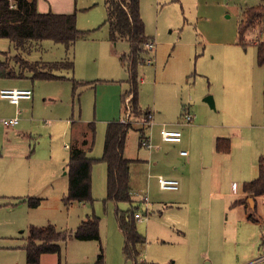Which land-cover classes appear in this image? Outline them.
Returning <instances> with one entry per match:
<instances>
[{"label":"rangeland","instance_id":"1","mask_svg":"<svg viewBox=\"0 0 264 264\" xmlns=\"http://www.w3.org/2000/svg\"><path fill=\"white\" fill-rule=\"evenodd\" d=\"M73 1L77 10V28L81 31H93L90 41L76 43L74 55L71 49L66 51L64 45L50 40L33 42L34 45L30 46L29 50L17 51L8 39L0 38V60L8 61L9 68L14 69L15 73L28 75L24 79L7 83L6 87L33 89L35 112L34 121L31 123L24 117L33 107L32 100L28 104H23L22 101L21 107H17L22 134L18 136L14 146L12 136L15 134L12 127L5 128L0 124V153L3 157L0 167L1 172H5V176L0 175V187L8 186L12 189V182L11 185L6 183L7 176L9 180H14L12 178L17 176L23 177L24 180V188L20 190L23 191L20 192L24 199L22 205L15 208L6 205L12 201L10 194L0 198V264H25L23 251L9 247L24 244L29 226L42 227L53 224L60 230L62 228L71 231L77 227L76 217H83L85 214L99 217V241H78L72 238L63 247L60 258L49 254L47 256L51 259L44 257V261L39 264H56L57 261L65 264L67 256L68 264H93L100 246L105 256L104 264L108 250V264H203L206 259L205 249L196 248L199 245L196 240L199 239L198 223L202 225L199 230L203 231V222L210 215L219 220L223 229H230V218L240 214L229 213L216 193L222 192L226 197V193L231 191L229 186L232 179L237 178L234 176V170L249 164V151L259 149L264 153V110L261 105L259 107V104H250L245 98L242 102V113L247 111L248 118L242 122L236 118V112H233L235 107L231 108L227 96L229 92L241 93L243 96L254 94L252 75L242 64L258 65L256 46H242L239 43L237 24L242 10L262 3L260 0H140L145 34L154 41L156 47L155 52L151 54L154 63H144L138 67V76L142 79L138 84V104L144 112L140 111L138 116L130 114L129 122L133 128L126 137L125 156L133 158L136 152L137 155L144 154L137 146L141 142L136 129L147 126L143 123L147 111L153 114V124L148 128L152 129L155 126L157 109L162 108L166 113H173L171 110L178 106L180 101L191 105L197 113L196 121L199 119L205 126L212 124L231 128L233 123L237 122L238 127L242 128V138L235 140L228 159L219 156L212 158H215V168L220 166L226 173L224 181L221 179L218 183L222 185L217 187L215 184V191L211 190L214 196L210 192L200 196L193 185H184L183 188L181 181L176 191L161 190L155 179L151 182V187L146 190L151 206L145 214V206L139 201V209L136 211L143 213L147 219L136 221V229L144 237V243L138 246L139 256L134 262L132 259H126L122 251L120 258H116V253L111 251L115 238L107 223L106 213L111 210L112 217L115 218L116 207L125 211L129 209V204H104L107 179V167L104 162L93 166L94 202L85 203V207L74 205L70 213L63 203L67 193V175H64L67 168L64 167L67 166L69 149L66 146L69 147L74 138L81 141L83 135L89 137L86 124L94 122L96 137L90 154L93 157L102 156L105 130L109 122L101 121L123 120L126 110L122 96L129 89L127 69L118 58H109L106 45H100L102 39L108 38L105 0ZM53 4L56 6L59 3L54 0ZM262 21L247 33L248 42L262 37L264 19ZM113 49L118 55H122L128 53L129 44L120 41L113 45ZM238 55L243 58L240 63L234 62ZM142 57L146 58L147 55L143 54ZM225 57L233 59V67L222 72L220 67ZM64 59L72 60L74 69L57 72L56 75L65 78L62 80L32 81V72L22 66V62H37L39 71H45L40 63H54ZM246 91L248 92L245 94ZM208 96L214 101V109L204 100ZM14 108L7 102L1 103L0 115L13 114ZM181 121L182 117H179V123ZM187 127L181 126V134L184 136L189 128ZM148 129L146 136L149 135ZM161 129L159 124L155 136L151 134L152 143L161 139ZM7 138L11 143L7 150H2V142ZM179 149L186 151L188 155L180 154L183 157L178 161V166L186 168L185 176L189 171L191 178L199 167L197 162L187 161L193 153L188 143L185 144V138ZM130 170L132 177L133 166ZM9 191L12 193V190ZM35 198L41 199L40 205L31 208L29 201ZM252 214L251 211V219ZM12 221L20 226L14 239H10L13 232L8 229ZM22 230L23 233L20 232ZM248 231L260 233L262 230L252 220L245 219L244 224L240 223V232Z\"/></svg>","mask_w":264,"mask_h":264},{"label":"trees","instance_id":"2","mask_svg":"<svg viewBox=\"0 0 264 264\" xmlns=\"http://www.w3.org/2000/svg\"><path fill=\"white\" fill-rule=\"evenodd\" d=\"M256 7L242 10L237 24V38L242 46L253 44L256 46V61L264 70V26L261 31L262 37L254 42H248L247 33L256 28L264 19V0ZM107 12L106 24L108 26V39L113 43L126 41L129 44V52L121 55V60L129 74L127 83L129 89L123 94L122 99L130 96V112L134 116L140 115L139 107L138 67L144 64V46L150 40L145 34V25L140 14V0H105ZM93 31H81L77 28L76 12L59 14L52 11L39 13L37 0H0V38L8 39L17 51L29 50L33 42L50 40L56 44L64 45L66 51L72 49L79 40H87ZM32 44V45H31ZM29 48V49H28ZM42 62V61H41ZM45 71H39L37 62L23 63L26 69L32 72L30 79L35 80H62L63 76L56 75L63 70L74 69V62L64 59L54 63H40ZM55 73V74H54ZM26 74L15 73L9 68L8 61L0 60V79H24ZM75 81H73L74 83ZM263 110H264V78H263ZM89 137L83 135L78 141L74 138L69 146L67 161V193L63 203L68 206L73 202L93 203L92 198V167L98 162H104L107 167L106 196L104 204L113 202L129 204V209L122 211L116 207L115 218L119 230L124 237L122 253L126 259L134 262L139 256L138 246L144 243V237L136 229L135 213L139 204L131 199V167L133 160L125 156L126 137L132 127L130 123L113 121L107 124L103 154L101 158H89L87 153L92 151L95 144V123L86 124ZM148 125L136 129L139 142L147 139L146 130ZM224 142V146H223ZM141 146V143H139ZM218 152L229 151V141L218 138L216 141ZM242 191L248 196H264V158L259 159L258 175L255 179L242 185ZM41 199H30L29 206L36 208ZM237 203H243L238 200ZM99 217L92 215L87 220L71 231H60L52 224L37 227L29 226L26 243L23 246L27 264H38L43 254H55L60 258L61 244L68 239L74 238L79 241H99ZM93 264H104L103 249L100 246L99 254Z\"/></svg>","mask_w":264,"mask_h":264},{"label":"crops","instance_id":"3","mask_svg":"<svg viewBox=\"0 0 264 264\" xmlns=\"http://www.w3.org/2000/svg\"><path fill=\"white\" fill-rule=\"evenodd\" d=\"M53 1L54 0H37V11L39 13H46L48 11H52L54 13H59V14H69L77 11L75 9V4L73 3L74 2L73 0H56L59 3L56 6L53 4ZM79 41L88 42L90 41V37L87 40H79ZM118 42L120 41L113 43L108 38H104L100 41V45H106L107 47L106 53L109 56V58H115V59L118 58L122 66L126 68L125 63H123L121 60V55H118V53L115 52L113 49V45L115 46L116 44H118ZM75 45L71 49L73 55H74ZM126 54L127 52L123 53L122 55H126ZM225 58L222 62V66L220 67L222 72L229 71L233 67L231 65V61L233 59L231 57H228L226 58L228 59V61H226ZM242 59H243L242 56L238 55L234 62L240 63ZM242 66H244L245 69L248 72H250V74L252 75L251 80L253 86L255 87L254 94L248 93L247 95L243 96L241 93L239 94V93L229 92L227 96L229 102L231 103V108L235 107L233 112H236V118H238L239 121L244 122L248 118L247 111L242 113L243 110L242 107H244V105H242V102L244 101L245 98L248 101H250V104L252 103L259 104V107L261 105V108L263 109L264 70L262 67H259L258 65L255 66V63H250L249 66L242 64ZM255 67H259L260 70L259 69L257 70ZM15 81H18V79H0V89L6 87L7 83L15 82ZM141 81L142 79L140 77V82ZM249 84L251 85L250 80H249ZM248 91H246L245 94ZM206 98L207 97H205L204 100H206ZM31 100L33 107L30 113L25 114L24 119L26 121L33 123L34 113H35L33 89H32ZM31 100H24V102L22 101L21 102L23 104H28ZM211 101L213 103V106L210 105V107L214 109L215 105L212 97H211ZM1 103L2 104L6 103V101L0 99V104ZM21 104H19L20 107ZM171 111H173V113L170 112L166 113L165 111H163L162 108L157 109V115L155 114V120H156L155 126L152 129H148L149 135L146 138H149L151 141V134L153 133V137L155 136V132L159 124H161V128L181 131L182 125L179 123V117H181L183 113L192 114L194 116V120L196 121L197 119L196 117L197 113L194 112V109L191 108V105L183 101H180L179 105L175 106V108ZM14 116H16V108H14L13 114L0 115V119L12 118ZM194 120L192 123L193 125L191 127H189L190 125L188 126L189 128L185 126L188 128V130L186 131L185 136L182 133V138L180 142H164L161 139H156L154 143L151 142L153 144V148L151 149L142 148L139 146V143L137 144L138 148L144 151V154L137 155L138 152H136L134 157L130 158L133 160V176L131 177L130 184L132 187L131 199L133 200L134 204L135 203L138 204L139 201L140 203H142L139 197L141 195L148 194L146 193L147 188L151 187V182L154 179L156 181L158 176L179 180V182L181 181V183L183 184V188L184 185L185 186L193 185L194 190L200 196L205 195V192L206 194L210 192V194L214 196L213 192H211L214 185L216 184L217 187L219 185H222L218 183L221 182V179L222 181H224L223 177L226 176V173L220 166L215 168V165H213L215 158L214 159L212 158L214 156H219V157H226V159H228V156L231 153L232 146L234 147L235 145V140L236 139L241 140L242 138V128L238 127L239 125L237 124V122L233 123V126L231 128H226L223 126L220 127L218 125H212V124L210 125L206 124L205 126L202 122H199V119L196 122ZM101 122H110V121L105 120ZM20 125H21V120L18 125L12 126L13 133L15 134V136H12V140H13L12 146H14V143L18 139V136L22 134L21 131L22 129L20 128ZM241 126L242 124L240 125V127ZM200 128L203 129L200 131L199 130ZM184 138H185V144L188 143L193 153L191 159H188L187 161L197 162L198 163L197 166L199 167V169H196V172L191 176V178L189 171H188V175L185 176L186 168L184 167L180 168L178 166V161H180L183 157L180 155V151L182 150H180L179 148H180V143H182ZM218 138L229 141L228 152H218L216 150V141ZM104 139H105V135H104ZM10 141L11 140L9 138L3 141L2 142L3 145H1V149L7 150L8 145L11 143ZM224 145L225 144L223 142V146ZM152 149L153 151H151ZM90 153L91 151L87 153V156L89 158H94V159L101 158V156L93 157L91 156ZM247 158H250L249 164L247 163L245 167L242 166V168L239 167L236 170H234V176H236L237 178L232 179L231 185L229 186L231 191L226 193V197L223 195L222 192L216 193V195L220 196L221 199L223 200V206L226 205L225 209L228 210L229 213H233V215L234 213L240 214L238 216L235 217L233 216L230 218L228 223V225H230V229H223L222 226L219 225V220L216 217H212L210 215L203 222V228H204L203 231L199 230V228H202V225H200L199 223L197 225L199 226L198 227L199 239L196 238V240L199 242V245H197L196 248L205 249L204 258L206 259H204L203 264H247L256 258L264 256V196H257V197L248 196L242 191V185L244 183L249 182L257 177L259 159L264 158V153H262V151H260L259 149L251 150L247 153ZM1 159H3L2 153H0V165L2 163ZM220 160H222V158H220ZM64 169H66V167H64ZM1 170L2 169L0 167V175L5 176L4 170L2 172ZM92 172H93V167H92ZM92 172H91V180L93 181ZM64 175H66V171L64 172ZM229 176L231 177V173L229 174ZM106 177H107V173H106ZM7 178L8 179H6L7 180L6 183L11 185L10 182H12V189H10V187L8 186L0 187V190L1 189L8 190V191H0V198L6 196V194H10L11 196L10 199L12 201L8 202L6 205L15 208L24 203V199L20 195V192H23L20 190H23L24 188V180L23 177L21 178L19 176L12 178L14 180H9L8 176ZM185 179H187V181ZM9 190H12L11 191L12 193H9L10 192ZM213 191H215V189H213ZM238 200H243V203L241 204L237 203ZM84 204L85 203H81V202L71 203L70 205L67 206L68 213H70V210L73 209L74 205H76V207L79 205L85 207ZM150 206L151 205L148 204V209ZM251 211L253 212L252 219H251V215H249ZM89 217L90 216L88 214L83 215V217L80 215L77 216L76 217L77 227L81 224L82 221L87 220ZM106 217H107L106 218L107 223H109V227L112 230V235L115 238L112 241L114 248L111 251L116 253L117 255L116 258H120L121 257L120 252L122 251L123 248L124 237L121 231L119 230V227L116 222V218L112 217L111 210H109V212L106 213ZM245 219L246 221L252 220V222L256 226H258V228H260L262 231L260 233L257 231L240 232V223L244 224ZM28 228H27V234H28ZM8 229L10 230V232H13L10 235V239H14L15 234L19 232L18 230L20 229L19 223H15L14 221L10 222ZM56 229L60 230L57 227ZM60 231H63L62 228ZM20 232L23 233L24 230ZM71 239H68L65 243L61 244V251L63 250V247L67 244V242L70 241ZM25 243L26 241L22 245H12L9 248L22 250L25 256V251L23 250V246L25 245ZM47 255L49 254H43L40 258L39 263H41V261H44V257L51 259ZM50 255H55V254H50ZM106 259L107 260L105 261V264H108V260L110 259L109 250L106 253ZM25 260H26V256H25ZM67 260H68V256L65 264H68ZM25 264H27L26 261ZM56 264H62V262L57 261ZM259 264H264V261Z\"/></svg>","mask_w":264,"mask_h":264},{"label":"built area","instance_id":"4","mask_svg":"<svg viewBox=\"0 0 264 264\" xmlns=\"http://www.w3.org/2000/svg\"><path fill=\"white\" fill-rule=\"evenodd\" d=\"M256 40L257 39H255L254 41H256ZM155 47H156V44L152 40H149L145 44L144 50L146 52L145 54L147 55V57L144 58L145 64L152 65L154 63V59L151 57V54H153L155 52ZM0 99L6 101L8 104L13 105L16 108V116H14L12 118H1L0 124L5 128L16 126L19 124V118L17 117L19 114V111H18L17 107L19 106L21 101L32 99V90L29 88L23 89V88H7V87H4V88L0 89ZM129 99H130V96L125 98V104L124 105H125L126 114H125V117L123 118V120H121V122L125 123V124L131 123V122H129V117L131 114V112L129 111V109H130ZM181 117H182V121L180 124L182 126L190 125L193 123L194 116L192 114L183 113ZM143 123H145V125H148L149 127L152 126L153 114L151 112L147 111V114H146L145 118L143 119ZM159 133H160L161 140L164 142H180L181 141L182 134H181V131H179V130H168L166 128H162L159 131ZM141 146L143 148H147V149L153 148V144L151 143L149 138L142 139L141 140ZM66 148H69V147L66 146ZM180 154L186 155L187 152L186 151H180ZM157 183H158V186L161 190L176 191L179 188V181L178 180L165 178L163 176L157 177ZM139 198L145 206V214H146L147 209H148V204H149L148 196H147V194H145V195H141ZM134 216H135L137 221L147 219V216H145L143 213L141 214L140 212H136ZM263 261H264V256H261L259 258H256V259L250 261L247 264H259Z\"/></svg>","mask_w":264,"mask_h":264},{"label":"water","instance_id":"5","mask_svg":"<svg viewBox=\"0 0 264 264\" xmlns=\"http://www.w3.org/2000/svg\"><path fill=\"white\" fill-rule=\"evenodd\" d=\"M206 101H207V103H209L211 106H213V103H212V101H211V97H207V98H206Z\"/></svg>","mask_w":264,"mask_h":264}]
</instances>
